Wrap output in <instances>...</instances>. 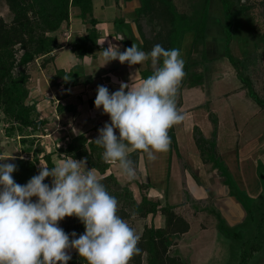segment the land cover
I'll list each match as a JSON object with an SVG mask.
<instances>
[{
    "label": "crops",
    "instance_id": "1",
    "mask_svg": "<svg viewBox=\"0 0 264 264\" xmlns=\"http://www.w3.org/2000/svg\"><path fill=\"white\" fill-rule=\"evenodd\" d=\"M91 1L92 17L96 20L95 31L98 34L97 41L103 44L96 41L91 46L89 54L81 58L76 55L72 49V40L86 33V23L82 19L79 7L70 5L68 24H62L56 31L59 47L49 53L52 59L44 61V66L40 65L39 59L35 60V65L32 67L28 79H31V82L27 83L29 88L28 98L35 101L39 119L45 121L42 131L36 134L37 139L47 152L56 151L60 146H65L72 135L84 134L87 141L94 139L100 135L99 129L104 126L105 122H111L109 115L103 113L102 107L100 109L95 107L94 101L98 85H104L108 87L110 92H114L120 88L122 82L130 85L142 82L144 79L142 71L145 66L147 70L149 69L150 73H153L152 65H149L148 68L147 61L142 65H129L127 62L121 64L117 59L103 65L105 60L101 51L108 48L110 44L113 47L118 46L119 50L123 52L129 47V45H124L123 39L136 38L137 43L153 39V33L146 34L147 31L152 32L153 30V27L146 28L148 27L146 17L144 16L143 19L139 18V23L136 22L137 9L140 8L141 1ZM176 3L174 4L177 10L181 11L177 7L179 6L177 0ZM116 7L122 12L125 22L120 24L117 29L114 22V18L118 17ZM210 9L211 5L209 2L207 19H203L204 30L202 34L194 39V36L190 34L191 32H188L181 38L180 42L178 41L174 45H177L178 49L181 50L182 58L185 64H187L186 69H184L186 76L180 85L176 98L177 108L185 114L186 119L181 124L171 128L175 138V149L172 150L173 145H171L167 152L155 153L156 159L154 160H149L146 153L139 151L138 160L135 164L139 168V171L142 172L145 184H147L148 188L145 193L147 197L159 200L160 206L169 204L171 210L182 217L188 224L186 231L175 232L169 237L170 239L176 234L183 239H185V236H189L191 233V223H193L192 219H197L199 217L197 214L202 212L200 210L195 214L193 211L192 219L180 213L178 209L181 206L183 208L188 207L187 202L189 200L201 202L210 194L214 203L212 208L216 212H220V216L225 221L230 218L227 209L224 208L227 202L234 208V211L230 212L231 214H235V209L238 207L240 208V210L238 208L239 212L243 210H241L242 204L240 201L230 195L231 192L227 187L224 176L212 164L213 162L209 159L210 156L206 157L205 155L206 150L217 148L220 126L222 124L221 116H223V111L227 107L228 103L226 102L231 101L230 96L232 95L229 94L233 92L230 90L220 94L217 91V85H215L216 82H220L225 77L223 73L224 69H222L223 65H220L224 54L218 49V46L223 41L220 38L224 39V34L221 29L218 32L219 37L215 38L216 41H213L212 37L214 35L211 33V26L214 22L211 19ZM182 12L186 13L187 16L189 15L186 10ZM154 27L156 30V26ZM218 39L220 40L217 41ZM226 61L228 62V60ZM213 69L216 72L212 71ZM60 70L67 74L64 77L65 81H61V78L58 77L55 82H52L50 77ZM233 74L235 76L234 72ZM74 78L77 81L66 84V79L70 80ZM237 88L242 89L243 87L239 83ZM237 88L236 90H238ZM239 93L242 95L247 94V90L246 92L242 91ZM116 132L118 135V130ZM196 135L204 137L206 141L204 144L208 147L202 146L206 148L203 151L204 153H202L195 140ZM19 147L21 155L12 156L32 159V152L23 151L21 144H19ZM67 157L69 156H64L61 153L59 157L53 155L52 158L61 159ZM42 164L46 165V162L42 157V153H40L38 154V162L36 163L37 173H39ZM86 169L91 168H88L86 164ZM95 170L100 177L112 174L119 183L123 179H126L125 181L128 182V177L120 170L118 163L109 164L104 173L99 172L97 169ZM45 180L50 183L52 182V178H46ZM130 184L135 185V188H132L131 191L134 199H136V192L140 194L141 189L136 181ZM183 184L187 192H185L184 186L182 187ZM135 190L137 191L134 192ZM182 190L183 195L185 193L190 195V197L188 196L189 200L187 197L182 196ZM181 198L182 200L180 201ZM35 199L34 197L33 200ZM183 201L186 202L184 205L182 204ZM209 209L211 210V208ZM150 215L153 214L150 213ZM208 215L211 216L210 213ZM154 216H156L158 224L153 225L155 227L164 226V214L159 210ZM198 222V231H201V233L207 234L206 230L208 229H211L212 233H215L216 229L207 228L205 225L201 227V220L198 219ZM216 243L218 244L217 241ZM73 250L70 249L69 253ZM206 250L202 246V248L196 251L194 254L195 262L196 259L198 262L204 260L202 256ZM209 255L211 254L209 253Z\"/></svg>",
    "mask_w": 264,
    "mask_h": 264
},
{
    "label": "clouds",
    "instance_id": "2",
    "mask_svg": "<svg viewBox=\"0 0 264 264\" xmlns=\"http://www.w3.org/2000/svg\"><path fill=\"white\" fill-rule=\"evenodd\" d=\"M101 52L103 65L117 59L129 65L151 60L153 73L142 82H122L114 92L98 85L94 101L111 121L105 122L95 139L104 149L103 160L118 163L128 179H135L130 151L139 150L149 160L156 159L155 153L170 149L169 130L186 119L176 102L186 76L185 61L180 49L166 50L160 44L148 53L135 43L123 52L111 44ZM10 158L15 159L0 160ZM16 170L14 163L0 164V264H68L70 249L88 264H130L140 254L141 237L118 215V200L106 190L94 168L86 169V159L53 158V167L42 164L39 173L24 185L14 180ZM48 177L51 184L45 183ZM72 216L85 226L78 238L76 232L70 238L59 226Z\"/></svg>",
    "mask_w": 264,
    "mask_h": 264
},
{
    "label": "rangeland",
    "instance_id": "3",
    "mask_svg": "<svg viewBox=\"0 0 264 264\" xmlns=\"http://www.w3.org/2000/svg\"><path fill=\"white\" fill-rule=\"evenodd\" d=\"M31 1L33 3V9L37 10L40 8H44V10L51 9L53 4L51 0ZM177 2L179 5L177 7L181 11L186 10L189 15L182 18L181 27L185 23L182 31L176 35V32H173V36H171L166 33L171 27V23L167 19V16L170 15L171 8L167 6L164 8L160 0H149L148 8L144 10V14L147 13L149 16V18L146 17L148 23V27L146 28L149 29L157 25L158 29L156 27V30L153 28L152 32L147 31V35L153 33V39L145 41V46L143 47L145 52H150L156 44H160L165 48L171 41L178 43L179 40L180 42L181 38L188 32H191L190 34L194 36L195 31H197L198 36H200L204 30V22L201 18L207 19V7L210 2L211 19L214 22L211 26V33L215 36L212 37L213 41L219 37L218 32L221 29L224 34V39L222 37L220 38L223 41L221 40L222 43H220L218 49L224 54L220 65H223L222 69L224 71H222L225 77L220 82H216L215 85H217V91L220 94L230 90L233 92L229 94L232 95L230 96L231 101L226 102L228 103L227 107L223 111V116H221L222 124L220 126L217 148L206 150L205 155L206 157L210 156L209 159H211L212 164L217 168L230 174L231 182H226L227 187L230 189V195L240 201L242 204L241 210H243L241 211L242 213L239 212L240 208L238 207L239 210L236 208L238 211L235 209L236 213L231 214L230 212L234 211L233 206L231 204L229 205V202L225 204L226 207L224 206V208L227 209L230 218H228L227 222L220 216L225 226L224 234H222L218 230L219 218L217 214L220 215V212H216L212 208L214 205L212 196L209 194L204 201L193 202L189 200L188 196L190 197V195L188 193L183 195L182 190V196L187 197L189 206L185 208L181 206L178 209L179 212L191 219L193 211L195 214L200 210L202 212L197 214L199 216L197 219H192L193 223H191V233L189 236H185V239H183L176 234L170 239L168 251L170 256L181 260V264H264V106L254 100L248 92V84L241 81V79L244 80L246 78L250 82L256 95L264 101V0H233L235 8H239V10L230 16L224 13L220 0H177ZM174 3L177 4L176 0ZM205 6H207L206 9L204 8ZM116 13L118 17H123L118 7H116ZM12 15V11L7 4L3 0H0V17L10 22ZM143 17L141 16L140 18L143 19ZM230 19H232L230 41L226 45L225 23ZM159 27L164 29H159ZM140 36L143 37L142 35ZM135 39H125L123 41L124 45L132 46L133 43L137 45L138 41ZM174 47L178 48L177 45L170 46L167 50L173 49ZM14 49L17 56L22 52V50H17L15 47ZM229 57L233 58L235 64L230 61ZM236 64L241 79L236 74ZM32 67L33 64L30 65V63L26 67L29 74H31ZM17 70H19V67H16L15 71ZM212 71L216 72L215 69ZM142 73L147 76L152 74L147 70L146 66ZM30 80L27 83L31 82ZM239 83L243 87L242 89L237 88ZM246 90L247 94L242 95L239 93L242 91L246 92ZM6 126V122L0 121V157L21 155L17 141L18 137L6 136L4 133ZM171 149H175L174 145ZM11 160V158L6 161L0 160V164L10 163ZM212 164L210 163L211 166H213ZM133 167L136 171L135 179H128V182L125 181L126 179H123L116 186L117 191H121V188L124 186H127L131 191L132 188H135V185L130 183L136 181L137 184H142L140 190L142 196L143 193L147 192L148 187L143 185L145 184L144 177L134 162ZM182 187L187 192L184 184ZM140 194L136 192V199L132 195L135 202H140ZM123 198L120 197L118 201L125 208L124 212L128 213V216L123 219L135 229L139 236L145 227L158 224L156 216L148 214L147 217H142L129 200L128 202H122ZM185 203L184 201L182 202L183 205ZM70 219L71 222H74L78 218L72 216ZM198 219L201 220V227L205 225L207 228H214V230L216 229L215 233H212L211 229L206 230L207 234L198 231ZM202 246L205 250L208 247L209 249L204 251L205 254L202 256L204 258V260L202 259L203 261L198 262L196 259L195 262L194 254ZM141 264H145V254L141 255Z\"/></svg>",
    "mask_w": 264,
    "mask_h": 264
},
{
    "label": "trees",
    "instance_id": "4",
    "mask_svg": "<svg viewBox=\"0 0 264 264\" xmlns=\"http://www.w3.org/2000/svg\"><path fill=\"white\" fill-rule=\"evenodd\" d=\"M3 1L7 4L13 15L10 22H7L0 17V121L7 123V126L4 129L6 136L13 138L17 136L18 141L20 142L19 144H21V149L25 152H32V159L15 157V159L10 161V163L17 165V170L12 174L14 180L17 183L24 185L31 177L38 174L36 163L38 162V154L40 153H42L46 166L49 168L53 167V155L59 157L62 153L64 156H69L75 159H86L88 168H95L99 172L104 173L109 163H106L103 160L102 153L104 149L95 143V139L99 136L87 141L84 134L72 135L65 146H60L56 151L47 152L45 150L38 141L36 135L39 131H42L45 121L39 119V113L35 101L28 98L29 88L27 85L30 75L26 68L27 65L30 63V65L33 64L34 66L35 60L41 59L40 65L44 66V61L52 59L49 53L59 47L56 31L62 24H68L70 5L79 7L82 19L86 23V33L72 40V49L80 58L90 53L91 46L96 43L98 38V34L95 31L96 20L92 17V1L51 0L53 4L51 9L48 10H44V8H40L39 10L33 9V3L31 0ZM140 1L141 6L137 9L136 22L138 23L141 16L149 18L147 13L144 14V10L148 8L149 0ZM160 2L164 8L165 6L171 8L170 15L167 16L168 21L171 23V27L166 33L173 36L172 33L176 32V35L182 31V27L185 24L184 23L181 27L182 18L187 17V15L186 13L177 10L176 6L173 4V0H160ZM220 4L227 16H230L232 13L239 10V8H235L233 0H220ZM206 7L207 6L204 8L206 9ZM201 19L203 20L204 18ZM114 22L116 23V29L120 24L125 23L123 17L114 18ZM192 25H194V23H192ZM155 26L158 27L157 25ZM231 26L232 19L225 23L226 45L230 41ZM152 27L155 29L154 26ZM160 28L162 30L164 29L162 27H159V29ZM197 37L198 33L195 31L194 39ZM144 42L145 41L138 43L137 46L140 50L145 51L143 47L145 46ZM175 44V42L171 41L170 44L166 45L165 49L167 50L170 46H174ZM14 47L17 50H22L18 56ZM129 47L131 46L129 45ZM146 53H148V51ZM229 59L235 64L232 57H229ZM147 63L149 68L151 60L149 59ZM186 66L187 64H185L184 69H186ZM16 67H19V70L15 71ZM235 69L238 78H240L237 64L235 65ZM65 75L67 74L60 70L50 78L52 82H55L58 77L61 78V81H65ZM142 76L144 78L147 77V75L143 73ZM74 81H77V79H66V84L73 83ZM241 81L248 84V92L254 100L264 106V101L256 95L250 82L247 81L246 78H244V80L241 79ZM169 136L171 137V145H175V138L171 129L169 130ZM195 140L202 153H204L203 151L208 147L204 144L206 142L204 137L196 135ZM202 146H205L206 148H203ZM138 152L139 150H135L129 154V159H131L134 164H136L138 160ZM217 169L224 176L226 182H231L229 173L227 174L223 170L221 171L219 168ZM102 178L101 182L105 185L106 190L112 196L116 197L118 201L120 197H124L122 202H128L129 200V202L136 207L135 209H137L142 217H146L150 213L154 215L159 210L164 214V226L155 227L154 225H151L143 229L138 244L141 252L139 255L134 256L130 263L141 264V255L145 254V264H181V260L170 256L168 250L170 245L169 237L175 232H183L187 230L188 224L184 219L175 214L171 210L169 204L160 206L159 200H153L147 197L145 193L142 194L140 202H135L132 193L127 186L121 188V191H117L118 189L116 186L119 182L112 174H108ZM45 183L51 184L47 180H45ZM143 185L147 186V184ZM138 186L141 189L142 184L138 183ZM120 204L118 215L123 219L128 216V213L124 212L125 208ZM217 216L219 218L218 230L220 233L224 234L225 226L223 219L219 214H217ZM70 220V217H65L60 221L59 226L70 235V238L72 232H76L78 238L80 234L85 232V226L79 219L74 222H71ZM69 255L72 256V259L68 261V264H88L84 258L79 256L75 249L69 253Z\"/></svg>",
    "mask_w": 264,
    "mask_h": 264
}]
</instances>
